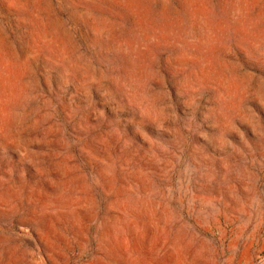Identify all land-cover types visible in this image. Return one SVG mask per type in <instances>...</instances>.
Returning a JSON list of instances; mask_svg holds the SVG:
<instances>
[{
	"label": "rangeland",
	"instance_id": "rangeland-1",
	"mask_svg": "<svg viewBox=\"0 0 264 264\" xmlns=\"http://www.w3.org/2000/svg\"><path fill=\"white\" fill-rule=\"evenodd\" d=\"M0 264H264V0H0Z\"/></svg>",
	"mask_w": 264,
	"mask_h": 264
}]
</instances>
